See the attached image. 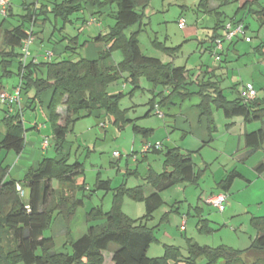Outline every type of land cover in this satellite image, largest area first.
I'll use <instances>...</instances> for the list:
<instances>
[{"label":"trees","instance_id":"16d2710c","mask_svg":"<svg viewBox=\"0 0 264 264\" xmlns=\"http://www.w3.org/2000/svg\"><path fill=\"white\" fill-rule=\"evenodd\" d=\"M150 1L44 0L40 7L37 6L22 15L20 24L3 29L0 47V83L2 78L17 73L22 79L23 91H34L29 108L39 103L42 104L43 94L47 90H52L48 107L49 120L53 127L55 154L44 157L37 169L30 168L22 181L9 178V166L0 162V264H105V253L111 249L112 244L118 246L110 250L112 251L110 259L112 264H181L182 252L179 247L173 245H165L163 256H148L150 245L157 239L154 227L150 228L147 223H144L145 219H152L154 212L164 203L161 195L163 191L177 183L196 184L201 177V172L196 171L190 154H184L178 147L166 150L164 170L157 172L150 169L144 177L146 184L116 188L111 210L103 213L98 208H92L87 212V222L103 218L102 225L91 224L81 237L77 239L71 237L72 224L79 208L84 204L83 199L76 193L84 188V183L80 184L78 178L84 174L85 168L82 162L70 163V152L64 153L67 135L76 120L85 114H91L94 110H98L100 116L103 114L114 116L117 124L122 121L125 111L120 109L119 100L124 93H110L108 86L124 77L125 73H128L126 80L132 84L133 88L141 87V79L145 78L154 88L161 86L170 90L166 96L162 91L154 94L149 101L151 108L155 106L157 96L160 98L157 103L162 106L167 105L174 96H178L181 100L194 95L200 96L202 100L198 107L201 115L208 120L210 136L215 128L213 104L217 108H222L227 118L241 116L246 123L264 120V96L252 103H244L240 96L230 100L218 87L217 82L212 80V77L208 80L193 81L185 66L164 63L160 58L142 53L138 38L139 30L127 35L126 29L142 20L143 14L140 8H145ZM229 1L223 0L222 4ZM200 5L208 9V0H201ZM88 6L97 9L110 6L109 15L116 21L107 34L101 33L93 38L95 42H104L109 45L107 50L100 53L99 58L81 57L78 60L63 58L41 63L30 61L23 67L20 60L22 45L29 37L33 20L36 25L39 20L47 24L52 14L56 23L60 19L67 23L72 21L71 17L75 13L88 10ZM10 8L11 4L9 10ZM217 14L219 22L210 36L211 44L223 35L219 33V29H224L227 23L221 20V12L217 11ZM258 17L264 25V7L258 11ZM231 20L236 24L243 23L240 19ZM55 29L58 27L55 26ZM62 29L63 27L60 28ZM64 37H69L72 44H78L79 35L72 37L64 35ZM67 48L75 49L72 45H68ZM115 49L123 51V61L117 65L106 66L105 59ZM164 49L167 52L175 50ZM14 64L17 67L16 72ZM194 83L198 86L197 91H192L190 88ZM60 105L66 106L64 124L60 123L61 114L58 112ZM131 121L128 119V122ZM1 123L6 131L0 142V150L20 154L25 147L27 132L23 114L19 112L10 114L4 117ZM133 128L136 133L146 136L151 131V129L135 124ZM263 147L264 128L246 131L245 148L247 151L242 161ZM256 171L259 174L264 173V160L256 166ZM237 177L243 176L236 170L231 171L225 179L218 183L219 188L228 192ZM55 179L59 181L57 188L53 185ZM110 182V180L98 178L96 188L111 190ZM18 184L25 189L26 196L21 197L17 189ZM147 185L155 189V192L149 196L145 194ZM125 195L145 202L146 214L142 218L134 220L123 212L121 201ZM55 215L62 216L65 220L66 237L68 238L65 247L69 245L70 251H55L53 237L44 235V232L50 228ZM251 224L256 231V236L249 247L245 249L227 245L211 247L190 240L191 253L186 261L195 264L196 257L205 255L206 264H218L219 262L223 264H264V216L252 217ZM244 256L246 262L243 260ZM250 257L253 258L251 262L248 261Z\"/></svg>","mask_w":264,"mask_h":264},{"label":"rangeland","instance_id":"374dc122","mask_svg":"<svg viewBox=\"0 0 264 264\" xmlns=\"http://www.w3.org/2000/svg\"><path fill=\"white\" fill-rule=\"evenodd\" d=\"M11 1L13 4V15L4 16L0 12V47L2 30L5 28V24H2L4 19L5 22L16 26L21 23L22 15L33 8H37V6H41V4L31 5V7L29 6L25 9L22 7L23 0ZM217 1L221 2V0H212L210 4L214 6L217 4ZM43 2L41 1V3ZM200 2L201 0H151L145 8H140L143 14L142 20L126 29V34L130 35L131 32L139 30V44L142 53L147 56L160 58L164 63H172L175 66L184 65L187 68H192L194 72L198 69L190 77L193 81L197 80L199 75L200 80L202 78L208 80L211 77L207 73L208 67L216 68V74L212 79L217 78L219 80V84L224 88L230 100L238 97L237 88H240L242 83L248 81L255 83V87L261 93L262 98L264 96V66L261 55H256V46L260 43L258 38L259 22L247 10L238 13L250 25V29H247V35L251 42L240 40L236 44V51H231L226 63L220 67L221 63L216 59L213 44H211L210 48L212 52H210V49H207L210 45L209 37L214 33V29L219 22V16L217 11H208L204 6L200 5ZM261 2L264 4V0H261ZM238 6V1L235 0L222 4L218 9L222 13L221 20H227L228 22L233 19L237 15ZM97 18L100 26L98 24L88 25L86 22L90 20L88 10L75 13L71 17L72 21L67 23L61 19L56 23L55 18L50 14V20L46 24L44 34L47 39L51 36L53 42L49 43L46 40L43 43L41 59H45L46 50L53 49L56 40L62 38L63 35L70 37L79 35L78 40L80 42L77 45L75 43L72 44L68 39L69 37L62 40L61 42L65 46L72 45L75 49L67 50V53L63 56H56L54 60L62 58L78 60L82 56H91L90 51L92 49L89 48L87 50L86 47L89 42L90 44L98 43L94 42V36H97L99 33L107 34L116 23L115 18L109 14H99ZM181 19H185L186 26L184 28L179 27ZM55 26L58 29H55ZM61 27H63L62 30H60ZM219 33L224 34L223 28L219 29ZM85 41L88 42L85 44ZM108 46L103 43L101 51L107 50ZM164 48L175 50L167 52ZM33 49L34 47L31 45V50ZM167 50L169 51V49ZM239 53L240 56H236ZM99 55L95 54L93 57L97 59ZM123 59V51L115 49L105 59V64L106 66H110L109 64L111 63L117 65ZM40 62H44V60ZM202 69L203 71L201 72ZM127 76L128 73H125L124 77L108 86L110 93H124V96L119 100V107L125 111V117L119 124L115 123V117L112 115L106 116L103 114V116H100L98 112H92L87 115L83 112L85 115L73 123L67 135V140L71 144L69 162H82L85 168L84 174L78 178L80 184L84 183V188L78 190L76 194L83 199L84 204L79 208L74 219L76 224L71 230V237L74 239L83 235L89 225H102L104 223L103 218L87 222L86 214L92 208H98L103 213L111 210L116 188H120L121 186L135 187L140 184H146L144 176L150 169H156L160 172L164 170L165 150L161 152H144L145 144L154 145L156 142H161L162 144L165 142V140H157L161 136L160 128L165 127L168 129L167 135L175 141L180 140L182 136V133L175 130L173 126H168L167 128L165 123L172 121V116L165 115L166 117L162 119L156 114L155 110L149 112L150 116H148L149 114L147 115L150 109L149 101L154 97L153 93L147 89L149 82L145 78H142L140 82L141 87L133 88L132 84L126 80ZM16 80H18L17 77L7 78L5 79V84H13ZM124 84H126V88L122 87ZM235 85H237V88ZM191 87L194 88L193 90L198 88L196 83L192 84ZM160 88L162 89L163 87ZM49 91L47 90L45 93ZM50 99L51 97L45 96V102L39 103L37 109L33 110L28 107L24 110L23 120L27 129V139L33 137L31 132L35 122L49 125V129L43 131L42 134L53 135L52 123L49 120L50 111L48 105ZM191 104L192 102H187V105ZM62 106L60 105L58 108ZM212 108L215 120V140L212 141L210 146L205 147L201 154L196 153L194 155V161L198 167L203 168L206 160L209 163V168L206 169L201 179L199 189L190 184L177 183L162 192L164 203L153 214V219L144 220V223H147L150 228L155 226L154 234L157 239L154 240L148 249L149 257L163 256L165 245H173L179 247L182 252L181 264H192L186 261V258L191 253L190 240L194 243L197 242L200 245L206 244L211 247L227 245L233 248L245 249L252 243L250 238H254L256 235V231L251 224V219L254 215H264V180L261 179L255 182V185L249 187V190H243L242 183L244 182H242V179L238 180L231 189L224 212H220L208 204L206 199L199 203V197L203 189L209 192L211 190L218 192L215 177L220 179L222 178V173L225 174L226 171L228 172L238 166L247 177L253 178L256 173L254 168L260 162L258 160L264 158L263 147L259 150L258 154L252 155L245 161L240 160L245 155V146L242 143L241 147H238L239 133L234 134V137H231L228 143L226 141V137L228 136V133H226L227 129L232 126V123H230L232 121L229 120L232 118H227L223 109L217 108L215 104L212 105ZM1 109L3 107L0 104V117L3 115V110ZM46 111L48 114H46ZM130 118L134 119L140 126H145L146 124H148L146 126H154L155 131L148 137H145L142 133L135 134L133 128L134 121L128 122ZM204 118L206 119L205 116ZM262 122L258 120L250 122L247 125H254L252 127L258 129L263 126ZM102 123L105 124V127H101ZM194 124L197 130H199L201 125L198 122ZM47 138L48 140H53L51 137ZM173 144L169 142L166 145L173 146ZM116 152L120 153L121 156L116 157L114 155ZM54 154L52 143L49 149V156H53ZM98 178L110 180L111 190L97 189L96 183ZM53 185L55 188L59 187V181L55 179ZM237 202L249 206V212L234 215ZM121 203L123 212L131 219L138 220L146 214L145 202L142 200H136L125 195ZM198 203L200 207L204 208L203 211L190 207V205L195 207ZM261 205L262 208L260 207ZM188 211L191 212L190 215ZM166 212L169 213V216L164 218V215L167 216ZM184 217H186L185 227L182 226ZM203 217L208 218L210 222L206 221ZM65 229L64 218L55 215L50 228L44 232V235L57 238L63 242L68 240L61 233ZM117 247V245L112 244L110 250H114ZM64 250L70 251L71 247L69 245L67 247L64 246ZM110 250L105 253V264H112L110 260L112 251ZM252 259L250 257L248 261L251 262ZM243 260L246 262L245 256ZM206 263L207 257L205 255H201L195 259V264ZM218 264L223 263L219 262Z\"/></svg>","mask_w":264,"mask_h":264},{"label":"crops","instance_id":"0c3cea01","mask_svg":"<svg viewBox=\"0 0 264 264\" xmlns=\"http://www.w3.org/2000/svg\"><path fill=\"white\" fill-rule=\"evenodd\" d=\"M41 1H44V0H23L22 7L26 9L29 6L31 7V5L35 6L37 4H41ZM222 1L223 0H221V2L217 1V4L213 6L212 4H210L212 2V0H208V7H207L208 11L215 10V11L221 12L218 9L222 6ZM230 1H234V0H230ZM235 1H238V4H239L238 10H237V15L234 16L235 19L242 20V22L246 25V29H250L249 23H247L246 20L242 16H239V14H238L240 11H241L240 13H242L244 10H247L249 12V14H252L253 17L255 16V18L257 19V21L260 24V29L258 31V38H259L260 43L256 46V47L260 46V48L256 49V55L257 54L261 55V57H262L261 60H262L263 66H264V48H263V46H264V25L261 24V21H260V19L258 17V11L261 10L264 7V4H262L261 0H235ZM245 3H247V4L245 5ZM87 9H88V11L90 13V20L89 21H91L92 19H95L96 23H94L92 25L98 24V26H100V22H99V20L97 18V15H99V14H109L110 11H111L110 6H106L103 9H97L95 7L88 6ZM12 11H13V4H12V1H11V8L9 10V14L8 15H13ZM89 21H86V22L88 23ZM225 21L227 22V20H225ZM2 24H5V28L4 29H8V28H11L13 26L11 23L5 22V19H4ZM45 28H46V24H44L43 21L39 20L38 24L36 25V27L34 29L35 41L32 44V47H34V49L31 50V54H32L31 58H32V60L36 58L37 59L36 63H41L40 62L41 60H44V62L46 61V59H44V58L41 59V53H43V50H42L43 49V43H45L46 40H48L49 43L53 42L51 36H49L48 39L46 38V36L44 34ZM223 32H224V29H223ZM99 34H101V33H99ZM95 37L96 36H94V38ZM64 39H65V37L63 35L62 38H59V40H56V42H55V44L53 46L54 47L53 49H47L46 50V51H49V50L53 51V53H54L53 60L55 59L56 56H58V57L59 56H63L65 53H67V50H69V48H67L68 45L65 46L64 43L61 42ZM209 40H210V37H209ZM240 40H242V39H238V40H236L234 42H226L224 44V51H223V55H222V61H220V63H221L220 67H222L223 64L226 63L230 52L231 51H233V52L236 51V49H235L236 48V44L238 42H240ZM79 42L80 41L78 40V43ZM103 43L104 42H98V43L90 44V42H89V44L86 46L87 50H89V48H91L93 52L90 51L91 56H87L86 55V56H82V57H85L87 59H96V58L93 57V55H95V54L97 55V54H100L102 52L101 49H102V44ZM210 48H211V42H210V45L208 46L207 49H210ZM210 52H212L211 49H210ZM236 56H240V53H239V55H236ZM109 65L112 66V65H116V64L115 63H113V64L111 63ZM200 68H201V66H200ZM187 70H188V75H190V77H191L192 74H195L198 71V69H196V72H194L192 68H187ZM14 71L15 72L17 71V67L15 66V64H14ZM202 71H203V69L201 70V72ZM207 73H209L211 75V77L213 78L215 76V74H216V68L213 69V68H209L208 67ZM13 77H17L18 78V80H16L15 83L10 84V85L9 84H5V79L13 78ZM198 77L199 78L197 80L200 81V75ZM204 79H206V78H204ZM214 81L217 82L218 87L220 89H222L224 91V93L226 94L224 88H222V86L219 84V80L217 78H215ZM19 82H20V77L17 75V73H14L10 77L2 78L1 79V83H0V87L2 89H6L8 91H13V89L19 84ZM248 82H251V83H253L255 85V83L252 82V81H248ZM245 83H247V82L242 83V85L245 84ZM147 85H148L147 89H149V91L151 93H153V95L156 94V93H159L160 91H162L163 95L166 96L170 92V90L168 88H162L161 89L160 88L161 86H159L157 88H154L151 83H148ZM242 85L240 86V88H237V85H235L236 88H237V91H238V97H239V91H240ZM122 87L126 88V84H124ZM190 88H191L192 91H197L198 90V88H195V90H193L194 88H192V87H190ZM33 94H34L33 90L26 91V92L23 91L22 92V99H23V105H24L22 114H24V110L26 108L30 107L29 105H31ZM44 94L42 96L43 102H45V96L49 97V98L51 97L52 91H49V92L44 93ZM258 95H259V100H260L261 99V93L258 92ZM156 99H157V101H156L155 105H159L157 102L160 100V98H156ZM201 100H202L201 97L197 96V95L194 96L193 98H188L186 100H181L178 96H174L167 105H165V106L159 105L160 109L162 110V112L164 114V116L161 117L162 119H164L166 117L165 115L172 116V118H171L172 121H169L168 123H165L167 128H168V126H173L175 130L180 131L182 133V136L180 137V140L175 141V140L172 139V137L167 135V133L169 131H168V129H166L164 127V128H160L159 131H160V135L161 136H160V139H157V140H165V142H164L165 144L163 143V147H162L161 151H164V150L166 151L167 149L178 147V148H180V150L184 154H190V156H191V158H192V160H193V162L195 164L196 171L197 172H201V177L199 178L198 182L196 184L190 183V185L195 186L197 189L200 188L201 179L204 176V173H205L206 169L209 168V166H208L209 163H208V161L205 160V164H204L203 168L202 167H198L197 164L194 161V155L196 153L197 154H201L203 152L204 148L207 147V146H210L212 141L215 140L214 133L212 134V136H210V133H209V130H208V127H207V120L204 118V116L201 115V111H200V109L198 107V105L201 103ZM189 101L192 102L191 105H187V102H189ZM0 104L3 107V109H1V110H3L2 111L3 115L0 117V142H1L2 139L4 138L5 131H6L5 127L1 123L2 119L4 117L10 115V114L17 113L18 109L16 107L11 109L7 105L2 104L1 102H0ZM37 107H38V105H36V106L34 105V107L31 108V109L34 110V109H37ZM151 107L152 106L150 105V109L147 112V115L149 114L148 116H150L149 112L150 111L152 112L154 110V108H155V106L153 108H151ZM58 112L61 114L60 123L64 124V120L63 119H64V117L66 115V106H62V107L58 108ZM93 112L100 113L98 110H96V111L94 110ZM62 113H63V115H62ZM46 114H48L47 111H46ZM130 119L132 121H134V119H132V118H130ZM229 121H232V122H230V123H232V126L230 128H228L227 132H226V133H228V136L226 137L227 143L229 142L231 137H234L233 136L234 134L239 133L238 134V147H241L242 143H244V146H245V133H246V131H253V129H255V128H253L254 125H252L253 127L252 126H248L247 125L248 123H246L244 118L241 117V116L233 117ZM262 121H263L262 122L263 126L260 127V128H264V120H262ZM195 122L196 123L198 122V124L201 125L199 130H197V128H196V126L194 124ZM134 124L137 125V126H140L135 121L133 122V126H134ZM146 125H148V124H146ZM146 125L145 126H140V127L151 129V131H149L148 135L147 136L145 135V137H148L153 131H155V128H154V126H146ZM236 128L239 129V130H237ZM48 129H49V125H45V124H41V123L35 122V124L32 127V132H31L33 137L31 139H27L26 138L24 150L20 154H16L13 151L8 152L6 150H0V162L2 161L3 165L9 166V175H8L9 178H14V179H17L18 181H22L24 179V177L26 176V174L29 172L30 168L37 169L38 166H39V163L41 162V160L44 157H48L49 156V149L51 148V144L53 143V140L51 141L49 139L50 145L47 148H45V146H44V141L46 139H48L47 137L53 138V135L48 136V135L42 134L43 131H45V130L47 131ZM52 129H53V127H52ZM237 131H239V132H237ZM134 133L137 134L136 132H134ZM25 137H27V136H25ZM211 137H212V139H211ZM169 142L174 143L173 146H167L166 144L169 143ZM70 147H71V144L67 140V142L64 145V153L70 152V154H71ZM244 149H245V152H246L247 149L246 148H244ZM161 151H159V152H161ZM155 152H157V151H155ZM245 152H244V154H245ZM258 152L259 151H257L255 154H258ZM241 158H242V156H241ZM240 160H242V159H240ZM263 160H264V158L261 159V160H258V161L261 162ZM260 162H258V164ZM153 170L157 171L156 169H153ZM233 170L238 171L243 177H237L234 180L231 188L228 190V194H230L232 187L235 186V184L238 182V180L242 179V182H244V183H242V189L243 190H249V187H252L253 185H255V182H258L261 179L264 180V173L263 174H259L256 171V167L254 168V170L256 172L254 177L253 178H249V177L246 176V174L243 172V170H240V168H238V166H236L235 169H232V170H230L228 172L226 171L225 174L222 173V176H221L222 178L219 179V178L215 177V183L217 185L218 192L223 191L222 189L219 188L218 183L220 181H222L223 179H225L228 176V174L231 171H233ZM157 172H160V171H157ZM185 184L188 185L189 183H185ZM140 185H142V184H140ZM154 192H155V189L152 186H150V185L146 186L145 194L147 196H149L150 194H152ZM218 192H213V190H211L209 192L208 190H204L203 189V191L201 192V196L199 197V203L201 201H203L204 199H207V197H209L210 195L216 194ZM161 195H162V193H161ZM199 203L195 207H193L191 205H190V207L191 208H196V210H198V211L199 210L203 211L204 208L200 207ZM260 207L262 208V205ZM248 208H249V206H246L245 204H243L241 202H237V206H236V210L234 212V215H239V214H243L245 212H249ZM190 213L191 212L188 211L189 215H190ZM261 213H263V212L261 211ZM166 214H167V216H166V218H167L169 216V213L166 212ZM198 214H199V212H198ZM260 216H264V215H260ZM254 217H258V216L254 215ZM203 218L210 222V220L208 218H206V217H203ZM75 224L76 223L74 222L72 227H74ZM153 227H155V226H153ZM86 232H87V230L84 232V234ZM61 233L63 235H65L64 236L65 238H67L66 237V229L63 232L61 231ZM81 236H79V237H81ZM254 238L253 237L250 238L251 241ZM53 239H54V243H55L54 250L55 251H65L64 250V246H65V243H66L67 240L61 242L57 238L53 237ZM75 239H77V238H75ZM110 258H111V256H110Z\"/></svg>","mask_w":264,"mask_h":264},{"label":"built area","instance_id":"2783aa9c","mask_svg":"<svg viewBox=\"0 0 264 264\" xmlns=\"http://www.w3.org/2000/svg\"><path fill=\"white\" fill-rule=\"evenodd\" d=\"M10 4H11V0H0V12L4 16H7ZM94 23H96V20L92 19L91 21L88 22V25H92ZM35 26H36V22L35 20H33L32 25L29 30V37L23 42V45H22V55L20 57V60H21L23 67L26 66V64H28L30 61H33L34 63H36L37 61L36 58L33 60L31 58L32 57L31 45L35 41V36H34ZM185 26H186L185 19H181L179 21V27L184 28ZM238 39H242L247 42L250 41V38L247 35V30H246L244 23L236 24L234 23L233 20L228 21L224 28V34L220 36L219 38H217L215 42L213 43L214 53L216 55L217 61H222V51H224V44L226 42H233ZM53 57H54L53 51L49 50L45 53L46 61H52ZM22 87H23V83H22L21 78H20L19 84L13 89V91H8L0 87V101L11 109L16 107L20 114H22L23 106H24L23 99H22V92H23ZM239 96L241 97L244 103H252L259 98L258 90L255 87V85L251 82H247L242 85L239 91ZM154 110L156 114L159 115L160 117L164 116L159 105H155ZM101 127H105V124L102 123ZM49 145H50V141L46 139L44 141L45 148H47ZM162 147H163V144L161 142H156L154 145L145 144L144 152L158 151V150H161ZM114 155L116 157L121 156L120 153L118 152H116ZM17 189L21 197L26 196L25 189L20 184L17 185ZM228 200H229L228 192L220 191L216 194H212L209 197H207L206 202L212 205L213 207H215L218 211L224 212L226 210V205L228 203ZM185 224H186V217H184L182 226L185 227Z\"/></svg>","mask_w":264,"mask_h":264}]
</instances>
